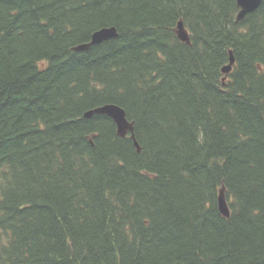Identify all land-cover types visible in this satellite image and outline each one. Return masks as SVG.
<instances>
[{
  "label": "trees",
  "instance_id": "1",
  "mask_svg": "<svg viewBox=\"0 0 264 264\" xmlns=\"http://www.w3.org/2000/svg\"><path fill=\"white\" fill-rule=\"evenodd\" d=\"M239 10L0 0V264H264V0Z\"/></svg>",
  "mask_w": 264,
  "mask_h": 264
},
{
  "label": "water",
  "instance_id": "2",
  "mask_svg": "<svg viewBox=\"0 0 264 264\" xmlns=\"http://www.w3.org/2000/svg\"><path fill=\"white\" fill-rule=\"evenodd\" d=\"M262 2L263 0H237V5L240 10L237 14L236 21H243L248 14L257 10L262 4ZM177 35L182 42L188 44L190 43V34L186 30L182 22H179L177 26ZM116 37H118V31L116 27H105L94 32L89 42L78 44L73 47V50L77 52L88 51L92 46L99 45L105 41L114 39ZM234 62V57L231 55L230 64L226 66L223 70L225 74L224 80H226L229 73H231ZM95 114H103L111 117L116 123L118 135L121 137H126L128 134H130L131 138L134 140L137 150L139 152L141 151V148L135 139L134 126L131 122L128 121L124 109L114 104H106L87 111L84 114V117L91 118ZM218 208L225 218H230L231 211L228 204V200L225 196L224 188H222L219 193Z\"/></svg>",
  "mask_w": 264,
  "mask_h": 264
}]
</instances>
